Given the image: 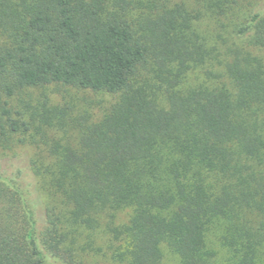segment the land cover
<instances>
[{
  "label": "trees",
  "instance_id": "16d2710c",
  "mask_svg": "<svg viewBox=\"0 0 264 264\" xmlns=\"http://www.w3.org/2000/svg\"><path fill=\"white\" fill-rule=\"evenodd\" d=\"M192 1L219 15L235 4L0 0V146L34 128L32 192L49 199L37 214L1 170L14 164H0V264H72L63 245L77 227L102 228L117 264H163L166 253L176 264H264V65L242 48L220 60ZM243 35L264 50V7ZM205 64V80L183 89ZM50 86L109 101L64 94L29 120L13 109L15 96Z\"/></svg>",
  "mask_w": 264,
  "mask_h": 264
},
{
  "label": "rangeland",
  "instance_id": "374dc122",
  "mask_svg": "<svg viewBox=\"0 0 264 264\" xmlns=\"http://www.w3.org/2000/svg\"><path fill=\"white\" fill-rule=\"evenodd\" d=\"M226 8L223 15H219L218 9L208 10L202 5L198 7L194 1L189 4V9L194 11H201V17L196 21L195 29L201 40L206 46H215L220 52V60H226L224 55L229 49L242 48L246 51L251 52L253 55L258 56L264 65V50L253 48L247 42V36H236V31L243 27L248 19L249 13L253 12L257 7H264V0H235V4L229 7L228 4H223ZM210 64H205L201 68L191 70L183 80L182 88H191L201 84L204 79V72L210 68ZM222 67L213 64L212 69L220 71ZM227 86L228 80L226 78L221 79ZM69 94L64 93V89L60 88V92H55V88L50 86L41 89L27 90L20 95H17L12 100V107L14 110H18L24 120H29L30 116L35 114L39 109L41 103L48 99L52 104H59L60 97L69 95L78 105H82V99L95 103L101 100L103 103H107L109 99L106 96H94L92 94H82L75 92L72 89H66ZM65 94V95H64ZM34 128H31L26 133L24 143H12L9 148H3L0 146V164L4 165L9 162L14 164L12 168H2L3 174H12L11 177L19 179L20 188L27 194L29 202L33 205L37 214H42L44 206L48 203V196L45 191L41 189L37 191L35 196L31 187L33 183L30 177L29 162L35 158L37 151L35 146L31 143L29 136H34ZM20 136L15 138V141ZM20 171L18 175L15 170ZM36 189V188H35ZM28 191V192H27ZM117 223H124L127 220L126 212H119L115 217ZM71 231V234L64 242L63 248L70 249L72 254V264H117L112 262L105 253V235L103 229L91 232L82 227H77ZM42 247L45 249L44 252L49 251L46 246ZM53 262V259L51 260ZM54 263V262H53ZM55 264H62L58 259ZM163 264H176V259L170 254L166 253L164 256Z\"/></svg>",
  "mask_w": 264,
  "mask_h": 264
}]
</instances>
